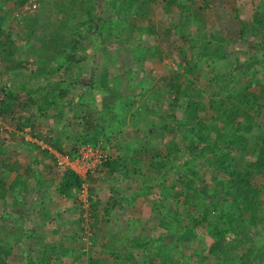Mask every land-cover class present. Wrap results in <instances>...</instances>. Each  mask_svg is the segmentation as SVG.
Wrapping results in <instances>:
<instances>
[{
	"label": "rangeland",
	"instance_id": "rangeland-1",
	"mask_svg": "<svg viewBox=\"0 0 264 264\" xmlns=\"http://www.w3.org/2000/svg\"><path fill=\"white\" fill-rule=\"evenodd\" d=\"M14 1L16 0H0V17H8L5 22L3 19L0 21L4 26L0 39L4 35H10L8 42L14 43L16 47L13 46V63L20 64L22 55L24 65L21 68L26 71L10 74L12 71L7 72L8 68L5 66L2 74L3 81L6 82L3 85L10 83L11 88L12 82L20 84L23 79H31V91L42 95L47 89V83L52 87L51 83L57 84L58 80L59 89H68L64 98L68 104L60 110L61 117L66 122L65 133L61 137L63 142L66 139V146H57L50 137L48 140L43 139V143L55 149L54 152L57 150L58 153H64L63 150L72 146L74 149L78 148L85 137L96 135L100 139L105 130L111 159L116 167L112 168L111 174L106 170L103 175L90 177L91 181L87 179L84 193L82 189L76 190L72 199L53 195L55 198L43 205L41 198L28 203L26 195H16L20 198L18 201L12 197L9 198L10 201H0V237L6 238L5 235L8 234L7 240L10 243L19 241L28 251H32L30 255L35 264H43V251L50 249L53 250L49 252L50 264H143L141 259L144 251L128 249V240L132 241L139 233L143 239L155 238L160 233L157 228L158 207L155 204L159 197H163L165 206L179 211L181 216L187 213V206L183 203L185 188H171L172 182L184 169V161L188 159L182 143L179 142L180 159L167 161V165L171 167L161 174L150 172L151 160L140 153L142 147H153L162 155L166 154L163 141L149 136L148 132L152 126L161 124L158 117L160 114L165 115L171 123L169 105L172 95L166 93L162 86L179 74L180 81L185 85L193 83L195 89L201 90L199 95L192 98L207 102L213 93L210 80L212 75L217 74L221 79L227 70L236 73L235 75L241 74L242 79L238 81L236 77L234 87L245 85L249 78L255 83L264 82V67L258 66L259 72L253 73L247 64L251 55L264 43V37L256 32L253 24L259 13L264 14V0H207L209 5L203 10H200L202 0H180L184 5L193 1V6L190 5L192 12L189 11V5L185 11L170 0L146 4L137 2L132 9L131 18L119 19L121 23L118 27L117 22L111 24L113 28L107 31L112 35L108 41L102 39L99 47L97 42L94 43V30L90 33L87 28L91 25L93 27L97 18L107 23L118 19L119 15L112 5L123 0H38L35 11L25 10L30 5V0H25L18 9L12 11ZM83 1H86L85 5ZM90 5L93 7L92 15L95 16L88 19L86 8ZM234 10L238 11V19L234 17ZM33 17L38 19L39 25L30 35L29 23ZM185 17L189 18L187 24L183 21ZM239 21L246 29L243 42L240 41L238 32ZM116 27L118 30L114 31ZM128 28H132L130 35L127 33ZM78 30L82 32L84 42L77 45L75 62L65 65L63 54L71 51L72 46L65 49L61 38L70 33H78ZM213 36H223L235 43L224 46L225 52L221 58L211 60L205 57L203 63L195 68L194 74H188L178 67L179 64L181 67L185 65L186 58L192 65V62L198 61L203 38L208 37L214 46ZM49 37L55 41L53 46H49ZM0 55L3 56L1 50ZM3 62L9 63L7 60ZM39 65L45 79L40 85L35 79L41 76L38 74ZM19 69L17 66L16 70ZM55 90V94H51L55 95L54 98L60 97L56 94L57 86ZM161 96L163 98L160 101L157 98ZM179 102L184 104L185 100L180 99ZM37 108H33L35 112H38ZM181 114L184 115L183 112ZM200 117L207 125L204 130L206 132L212 125L223 128L225 117L218 112L207 110ZM55 119L54 114H49L46 123L43 121L45 126L41 130L51 128ZM252 121L264 128V118L256 119L253 115ZM258 131L259 129H255L250 138L254 139L259 135ZM38 134L45 135L43 132ZM183 134L193 137L191 131H184ZM102 139L104 138L100 140ZM167 141L170 142V138ZM134 147L137 149H133ZM55 153L52 152L49 157L53 166ZM31 159L36 161L35 154L31 155ZM247 160L253 161L251 158ZM175 166L176 169L173 168ZM41 171L43 168L37 166L36 169L31 168L30 172L42 174ZM209 175L207 173L205 176L207 180ZM51 176L47 174L44 179L53 188L51 191L55 192L56 185L55 181H51ZM97 179L98 183L103 181L102 185L97 183ZM255 182L259 186L264 185V177L256 178ZM42 185L43 181H39L34 188L40 193ZM207 188L211 193L212 185L208 184ZM22 189L25 192L27 187H21ZM260 199L264 201V190ZM241 206L247 218L249 212L244 203ZM46 207L49 215L43 219L41 209ZM190 211L195 213L196 209L191 207ZM12 223L18 225L13 237L10 235ZM263 225L264 221L256 226L258 228L253 227V231L261 232ZM26 230L31 234L27 238L24 235ZM258 239L264 240L263 237ZM210 241L205 235L191 242L190 248H184L180 254V251L175 250L167 258V252L164 251L160 260H164L165 264H217L213 258L205 263L200 262L196 255L200 251L207 252ZM161 243V246H167L169 242L164 239ZM152 247L154 250L150 257H158L157 251L160 250ZM9 250L11 264L24 263L26 257L22 251ZM235 259L226 264H236Z\"/></svg>",
	"mask_w": 264,
	"mask_h": 264
},
{
	"label": "trees",
	"instance_id": "trees-1",
	"mask_svg": "<svg viewBox=\"0 0 264 264\" xmlns=\"http://www.w3.org/2000/svg\"><path fill=\"white\" fill-rule=\"evenodd\" d=\"M4 1L12 2L13 0ZM156 1L158 0H123L122 2L119 1V3H113L112 6L119 15L118 19L107 23L97 18L94 26L92 27L91 25L87 28V32L94 30L95 33H90L96 37L94 43L97 42L99 47L100 44L102 45V39L106 41L112 35L107 31L109 28H113L111 24L117 22L118 27L121 23L120 20L131 18L132 9L137 2L146 4L147 2L155 3ZM170 1L185 11L189 5V11L192 12L190 5H192L193 1H189L190 4L185 5L180 0ZM85 2L83 1L84 5ZM23 3H25V0L14 1L12 6L14 9L12 11ZM208 5L207 0H202L200 10L206 9ZM92 9L91 5L86 8L88 19L95 16L92 15ZM234 12V17L238 19V11L234 10ZM1 19L5 22L8 17H1ZM37 20L36 17L31 18L29 23L30 35L33 34L35 27L39 25ZM183 21L187 24L189 18L185 17ZM239 24L240 41L243 42L246 38V29L241 21H239ZM253 24L256 32L260 33L261 37H264V14L259 13L254 18ZM117 27L113 30L117 31ZM3 29L4 26L0 24V32L4 31ZM127 33L130 35L132 28H128ZM9 38L10 35L7 34L0 39V50L3 52L2 61L7 60V62L12 64L14 61L13 46L15 47V45L12 42H8ZM212 38L215 42L214 46H212V42L208 40V37L203 38V43L200 45L201 48L198 53V61L195 60L192 65L185 57V65L181 67L179 64L178 67L188 74H194L195 68H198L203 63L205 57L211 60L216 57L221 58L224 56L222 54L225 52L224 46L232 44V42L235 43L232 40H226L223 36H213ZM61 40L64 41L65 49L72 46L71 51L65 52V55L63 54L64 64L75 62L77 45L84 42L82 32L70 33L67 37H62ZM72 40L74 41L72 42ZM53 42H55L53 38L49 37V46H53ZM44 46L42 47L45 50L46 47ZM19 63L21 64L22 62ZM247 64L249 68H252L253 73L259 72L260 68L258 66L264 67V43L257 48L256 53L251 55ZM38 67V74H41L40 65ZM235 74L231 70H227L221 79L218 78L217 74L212 75L210 80L213 93L211 99L207 102L195 101L196 99H193L192 96L199 95L201 90L195 89L193 83L188 86L185 85L180 81L179 74H176V78L170 79L162 86L163 89L165 88L166 93L172 95V101L169 105L171 123L166 119L165 115L160 114L158 117L161 120V124L152 126L148 132L149 136L157 137L163 141L166 154L162 155L160 151L153 147L147 149L142 147L143 149L141 148L140 153L151 160L149 163L150 172L161 174L162 171L166 172L171 167L167 165V161L170 162L171 159L178 161L180 159L179 153L181 149L179 142L182 143L183 151L187 154L188 159L184 161V169L182 173L178 174L177 179L172 182L171 188L175 189L178 186L185 188L183 203L187 206V213L181 216L179 211L165 206L163 197H159L155 204L158 207L157 218L159 223L157 228L160 229V233L155 238L150 237L147 239H143L142 234L139 233L133 237L132 241L128 240V249L144 251L141 259L143 264H165L164 260H160L164 256L162 255L164 251L167 252L165 253L167 258L175 250L180 251V254L184 248H187V250L190 248L191 242L205 235L211 241L207 252H197L196 255L200 262L205 263L213 258L217 264H226L227 262H232L231 259L236 258V264L264 263V240L258 239V237L264 238V225L261 232L253 231V227L258 228L256 226L264 221V201L260 199L264 185L259 186L255 182L256 178L264 177V128L260 125H255L254 121H252L253 115L256 119L264 118V82L255 83L254 80L249 78L245 85L234 87L233 83L236 77L238 81L242 79L241 74ZM253 88H256V90ZM58 92V96L62 97L60 99L63 100L67 95L68 89L61 87ZM8 95L9 93L6 96V100ZM162 98L163 96L157 99L161 101ZM56 99L58 98H55V100L53 98L51 103L55 105L62 104V101L57 102ZM180 99H184L185 103L179 102ZM5 104L6 101L2 106V112H4ZM64 104H68L66 100ZM207 110L218 112L225 117L223 128L219 129L216 125H212L207 132L204 131L207 125L199 118ZM255 129H259L258 133L260 134L251 139L250 135L254 133ZM104 131H102L104 135L101 136L104 139L100 140L101 138L99 139L94 135L93 137H85L81 144L98 146L101 142L106 143L107 138ZM184 131L193 132V137H187V135L183 134ZM169 138L170 142L167 141ZM69 154L71 155L73 152ZM154 158L156 159L154 160ZM247 158H251L253 161L247 160ZM105 167L113 172L112 168L116 167V164L110 158L105 163ZM173 168L176 169V166ZM55 169L58 171L52 169L49 174L52 175L51 181H57L58 185L55 187V192L45 195L46 199L42 200L43 205L51 202L55 198L53 195L72 199L75 194L74 191L82 189L83 180L73 170H65L57 166ZM207 173L210 174L208 180L205 177ZM88 179L91 181V178ZM208 184L212 185L211 193L208 191ZM43 186L50 188L48 184ZM3 188L4 185H0V191H3ZM37 202L39 203V201ZM241 203H244L246 210L249 212L247 218L244 216L245 212ZM188 207L195 208L196 212H189ZM41 212L43 219L48 217L49 210L41 209ZM10 225L13 229H11L10 235L13 237L18 225L13 223ZM242 226L245 227L242 228ZM7 235H5L6 238L0 237V264H11L9 248L13 251L23 252L26 257L23 264H35V260L30 255L32 251H28L19 241L10 243L7 240ZM24 235L27 238L31 234L26 230ZM164 239H168L169 243L167 246L160 245ZM152 246L160 250L157 251L158 257H150L152 250H154ZM50 250L53 251L52 249ZM50 250L43 251V257H41L43 264H50Z\"/></svg>",
	"mask_w": 264,
	"mask_h": 264
},
{
	"label": "crops",
	"instance_id": "crops-1",
	"mask_svg": "<svg viewBox=\"0 0 264 264\" xmlns=\"http://www.w3.org/2000/svg\"><path fill=\"white\" fill-rule=\"evenodd\" d=\"M4 17L6 18L7 16ZM1 57L2 55H0V85H3V83L6 82L3 81L4 76L2 74V70L3 68L5 70V66L8 68L7 72L10 70L12 71L10 74L26 71L24 68H21L22 64L24 65L22 55L21 64L16 62L14 64L4 63ZM10 64L12 67H10ZM15 66H18L20 69L16 70ZM42 74L43 73H41V76H38L39 78L35 77L38 85L42 84L45 80L42 77ZM29 81H31V79H23L20 84H13L12 82L4 108V125L6 127V131L0 134V185H4L3 191H0V201L2 202L5 200L10 201V197L15 199V201H18L20 198L18 199V196L16 195H19V197L26 195V200H29L28 203H33V201L39 200L40 198L42 200L46 199L45 195L48 193L51 194V190H53V188L43 186L48 184L44 178L50 171H52V169H55V166H53L52 162L49 161V157L52 152L55 153L57 150L54 152L55 149L44 144L43 139L47 138L48 140L50 137L52 138L51 141L57 146H66V139L64 142L61 140V137H63L65 133L66 122L62 119L60 114V110L63 108L62 106H65V100H61L60 97H58L56 101H62V104L55 105L51 103L55 97L54 94L56 86L59 91V81L57 80V84L51 83L52 87L48 86L47 83V89L42 95L34 90L31 91L33 85L29 84ZM56 94L58 95L59 92ZM35 107H38V112L34 111L33 108ZM43 107H45V109L42 110ZM58 107L61 109L58 110ZM51 113L54 114V118L56 119L52 121L53 125L51 128H47L45 131H42L41 129L44 128L46 119L49 118V114ZM128 120H130V118ZM43 121L45 123H43ZM46 131L51 132L46 133ZM38 132H43L45 135H40ZM55 132L57 133V136H55ZM114 136L116 137V135ZM72 140L75 141V138ZM45 146L47 147L46 149ZM72 149H74V146L68 150H63V152L70 151ZM133 149H137V147H134ZM33 154H35L36 161L33 159L30 160L31 155ZM37 166L43 168V171H41L42 174H39L38 172L33 174L30 172L31 168L36 169ZM106 170H109L108 174H111V170L104 167L98 175L105 174ZM39 181H43V188L40 190V193L39 190L34 188ZM96 181L98 183V179ZM102 183L103 181H100L98 184L102 185ZM55 185V187H57V181H55ZM21 187H27L25 192L23 189L21 190ZM107 188L108 187H105V189ZM34 191L36 195H34ZM44 209L48 210L47 207Z\"/></svg>",
	"mask_w": 264,
	"mask_h": 264
},
{
	"label": "built area",
	"instance_id": "built-area-1",
	"mask_svg": "<svg viewBox=\"0 0 264 264\" xmlns=\"http://www.w3.org/2000/svg\"><path fill=\"white\" fill-rule=\"evenodd\" d=\"M30 5L25 7V10L35 11L37 9L38 0H30ZM10 83L0 85V134L6 131L4 125V112L2 106L6 101V96L9 93ZM73 152V154H69ZM73 155V156H72ZM111 158L109 145L101 142L98 146L90 144L80 145L78 148L64 152L55 153V165L61 169H71L77 173L83 180L82 192L85 191L87 178L93 174L101 172ZM84 193V192H83Z\"/></svg>",
	"mask_w": 264,
	"mask_h": 264
},
{
	"label": "clouds",
	"instance_id": "clouds-1",
	"mask_svg": "<svg viewBox=\"0 0 264 264\" xmlns=\"http://www.w3.org/2000/svg\"><path fill=\"white\" fill-rule=\"evenodd\" d=\"M105 143V142H104ZM107 143V142H106ZM81 145H83V144H81ZM73 150V149H72ZM105 167V166H104ZM100 173V172H99ZM98 174V173H97ZM97 174H93V175H91V176H89V178L90 177H92V176H94V175H97ZM88 179V178H87Z\"/></svg>",
	"mask_w": 264,
	"mask_h": 264
}]
</instances>
